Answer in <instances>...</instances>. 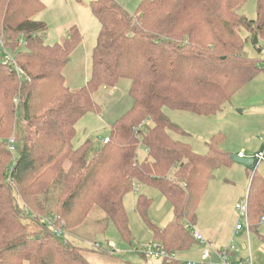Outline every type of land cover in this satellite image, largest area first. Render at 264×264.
Wrapping results in <instances>:
<instances>
[{"label": "trees", "instance_id": "16d2710c", "mask_svg": "<svg viewBox=\"0 0 264 264\" xmlns=\"http://www.w3.org/2000/svg\"><path fill=\"white\" fill-rule=\"evenodd\" d=\"M247 1L146 0L134 15L117 0L92 1L100 30L91 75L71 90L63 70L82 42L79 31L72 28L60 43L46 45L48 27L34 19L46 7L42 0H0V39L12 50L25 40L16 58L31 79L22 82L0 60V264H90L69 236L95 208L102 234L112 224L132 245L124 198L136 184L155 187L173 208V220L160 228L147 217L150 201L139 198L137 210L154 239L167 252L195 243L186 225L195 224L214 170L234 160L219 148L220 134L206 155L195 153L177 138L187 133L164 110L214 115L258 74L260 63L243 55L241 32L264 39V0L251 20L238 12ZM123 79L131 82L133 107L111 126L109 143L92 156L89 140L75 148L77 123L99 111L95 93ZM12 133L19 135L16 158L7 148ZM249 215L251 223L264 217V179L257 176ZM50 218L53 226L46 223ZM26 220L39 230L31 232Z\"/></svg>", "mask_w": 264, "mask_h": 264}, {"label": "rangeland", "instance_id": "374dc122", "mask_svg": "<svg viewBox=\"0 0 264 264\" xmlns=\"http://www.w3.org/2000/svg\"><path fill=\"white\" fill-rule=\"evenodd\" d=\"M42 1L46 7L34 19L44 22L48 27L43 36L46 45L60 43L67 38L68 31L72 28L78 30L82 37V42L74 49L63 70L66 85L73 90H79L85 86L91 75L92 54L100 30V24L90 9V3L95 0ZM143 1L146 0H117L131 15L138 11ZM257 6L258 0H248L238 12L250 20L255 19ZM241 35L243 39H247L243 50L244 57L255 59L260 63L261 70L236 92L221 111L205 117L188 111L167 108L164 110L171 122L187 133L186 137L177 138L190 144L192 150L199 155L208 153L207 144L218 134L223 138L219 148L232 157L237 158L238 154L242 153L250 159L259 151L264 153V39H259L256 49L252 38L245 30ZM130 88V80L123 79L115 87L98 89L94 101L99 111L87 113L77 123L76 137L73 141L75 148L89 140L92 142L93 150L90 153L92 156L95 150L103 146L104 139L110 136L111 126L133 107ZM12 135L19 137L18 133ZM16 157L17 154H14V158ZM139 157L141 160L147 157L145 149L139 150ZM255 176L264 179V163L259 166L258 163L244 165L234 161L229 166H221L214 170L196 212L197 223L201 217L205 218L218 207L232 216L234 207L247 198L252 178ZM141 196L150 201L147 216L149 221L160 228L164 226L168 217L172 215V206L165 201L158 189L150 185L138 187V190L134 189L124 198L132 245L120 238L112 224L106 233L102 234V226L96 223L101 211L95 208L90 215L92 218H89L75 235L69 236L70 242L86 253L90 264H175L160 260L145 263L143 253L148 245L155 243L156 240L137 210ZM96 212L97 214L93 215ZM26 223L31 232L39 230L33 221L26 220ZM198 228L196 224L195 229L200 231ZM94 242H99L105 250H95ZM109 242H114L117 246L115 252L108 248ZM202 251L201 247L194 244L187 250L176 252V259L180 264L187 262L206 264L201 257Z\"/></svg>", "mask_w": 264, "mask_h": 264}, {"label": "built area", "instance_id": "2783aa9c", "mask_svg": "<svg viewBox=\"0 0 264 264\" xmlns=\"http://www.w3.org/2000/svg\"><path fill=\"white\" fill-rule=\"evenodd\" d=\"M26 42L24 39H22L20 42H18L17 48L18 49H25ZM12 50L10 48H7L3 41L0 39V60L3 62V64L12 72L14 73L19 80H21L24 83L31 82V79L27 74L23 71V69L19 66L17 61V51ZM15 103H18V100H15ZM19 138V137H18ZM18 138L16 135H11L8 138L7 141V148L9 152L12 154H16L18 151ZM109 138H105L103 141V144H108ZM238 157L241 159L246 158V156L242 153L238 154ZM253 160L254 163H258V165L264 161V153H258L255 155V157L250 158ZM135 190H138V187H135ZM235 209L238 213V216L240 218V222L237 224L236 230L241 231L245 229L248 233L251 231V221H250V215H249V196L245 198L244 200L240 201L236 206ZM29 210L25 207V213L28 214ZM30 213V212H29ZM31 215V213L29 214ZM264 221V217L262 218ZM54 221H56L54 218H50L46 220V223L48 226H53ZM186 229L191 232V235L193 239L195 240L196 244L200 245L203 248L208 247V243L206 239L201 235L200 232H198L195 229V226L192 224H187ZM58 236H61L62 230L55 228L53 231ZM96 249L101 251L105 250L102 245L97 242L95 243ZM107 246L109 249L113 250L114 252L117 250V246L114 242L107 243ZM238 248L234 244H230L220 250L215 251H209L206 250L202 254V260L206 264H254L251 258L248 259H235L234 255L238 253ZM144 258L148 261L151 260H176V253L174 252H167L164 247L160 243H151L146 248L145 252L143 253ZM214 257L218 259L216 262L214 260ZM186 264H198L196 262H187Z\"/></svg>", "mask_w": 264, "mask_h": 264}, {"label": "crops", "instance_id": "0c3cea01", "mask_svg": "<svg viewBox=\"0 0 264 264\" xmlns=\"http://www.w3.org/2000/svg\"><path fill=\"white\" fill-rule=\"evenodd\" d=\"M20 50L24 51L25 49H20ZM65 81H66V77H65ZM259 153H262V151H259ZM263 163L264 161L261 162L259 166H262ZM143 186L144 185H140L137 187H143ZM249 191L250 189L248 190V196H249ZM164 199L165 201H167L165 197ZM172 220H173V208H172V215L168 217L163 227H165ZM239 222H240V218L238 216L235 207L234 210L232 211V216H229L228 214H226L225 211H223L220 207H218L216 208V210L209 212L205 218L201 217L198 223L196 219L194 226L196 224L197 226H199L198 229L200 231H198L197 229L196 230L201 233V235L206 239L208 243L207 248L201 247L200 245L196 244V242L194 243L195 245L203 249L201 253V257L204 251L206 250L209 251L220 250L230 244H234L239 250L238 253L234 255L235 259L251 258L254 264H264V221L262 219H258L256 222L251 223V231L249 233L245 229L241 231L236 230L237 224ZM155 242L159 243L158 241ZM144 260L145 263H148L146 259ZM214 260L216 262L218 261V259L215 257ZM175 261L178 260L176 259Z\"/></svg>", "mask_w": 264, "mask_h": 264}, {"label": "water", "instance_id": "95a60500", "mask_svg": "<svg viewBox=\"0 0 264 264\" xmlns=\"http://www.w3.org/2000/svg\"><path fill=\"white\" fill-rule=\"evenodd\" d=\"M253 44L255 47L258 46V40L257 38H254L253 39ZM261 51V50H260ZM232 159L237 162V163H240V164H244V165H252L253 164V160L251 159H247V158H244V159H241L239 157L235 158V157H232Z\"/></svg>", "mask_w": 264, "mask_h": 264}]
</instances>
